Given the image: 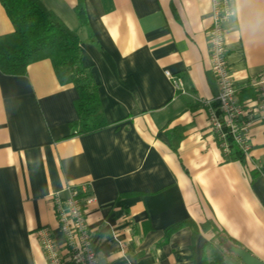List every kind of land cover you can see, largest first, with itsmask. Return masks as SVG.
<instances>
[{
    "label": "crops",
    "instance_id": "1",
    "mask_svg": "<svg viewBox=\"0 0 264 264\" xmlns=\"http://www.w3.org/2000/svg\"><path fill=\"white\" fill-rule=\"evenodd\" d=\"M40 1L78 34L108 123L75 131L78 91L60 82L48 58L24 74L0 70V264H49L41 228L66 256L55 199L83 183L100 264H201L217 231L264 261V127H251L243 162L226 160L209 126L206 101L215 105L219 92L211 0H83L85 22L78 0ZM234 4L228 65L239 99L254 102L264 0ZM13 31L0 1V36ZM179 135L175 151L170 141ZM224 262L244 264L231 251Z\"/></svg>",
    "mask_w": 264,
    "mask_h": 264
},
{
    "label": "built area",
    "instance_id": "2",
    "mask_svg": "<svg viewBox=\"0 0 264 264\" xmlns=\"http://www.w3.org/2000/svg\"><path fill=\"white\" fill-rule=\"evenodd\" d=\"M212 23L208 31L211 68L217 79L219 92L215 105L209 106V126L217 137L226 156L232 154L233 145L249 157L251 150V127L261 123L264 127V72L254 79L252 86L257 99L254 102L241 101L238 88L228 65L226 44V23L235 15L234 0H211ZM176 89L183 91L182 80L166 71ZM69 197L65 200L56 196L55 210L64 235L66 256H62L58 244L48 228L38 230L41 245L49 264H100L97 255V241L86 220L82 193L87 192V184L68 186ZM88 196L85 201L91 202Z\"/></svg>",
    "mask_w": 264,
    "mask_h": 264
},
{
    "label": "trees",
    "instance_id": "3",
    "mask_svg": "<svg viewBox=\"0 0 264 264\" xmlns=\"http://www.w3.org/2000/svg\"><path fill=\"white\" fill-rule=\"evenodd\" d=\"M0 1L14 25L13 32L0 36V70L7 74H24L32 62L50 59L60 82L73 83L78 91V119L72 124L75 131L87 133L104 127L108 121L91 70L82 61L78 34L69 29L40 0ZM76 12L80 21L85 22L83 0H78ZM241 97L243 94H240ZM181 137L171 138V146L175 151ZM230 159L246 162L245 155L234 145L232 154L226 156V160ZM231 245H237L236 241L217 231L216 238L204 245L201 264H225L224 255L230 251Z\"/></svg>",
    "mask_w": 264,
    "mask_h": 264
},
{
    "label": "water",
    "instance_id": "4",
    "mask_svg": "<svg viewBox=\"0 0 264 264\" xmlns=\"http://www.w3.org/2000/svg\"><path fill=\"white\" fill-rule=\"evenodd\" d=\"M230 251L237 255L244 264H264V261L240 245H231Z\"/></svg>",
    "mask_w": 264,
    "mask_h": 264
}]
</instances>
